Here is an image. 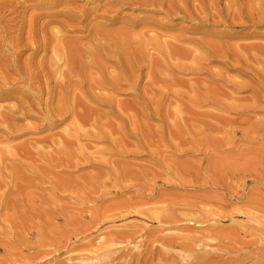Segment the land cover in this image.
I'll use <instances>...</instances> for the list:
<instances>
[{"label":"rangeland","instance_id":"obj_1","mask_svg":"<svg viewBox=\"0 0 264 264\" xmlns=\"http://www.w3.org/2000/svg\"><path fill=\"white\" fill-rule=\"evenodd\" d=\"M85 1L61 3L53 11L93 6ZM168 1L174 3V10L169 12ZM168 1L160 10L156 5L146 8L147 4H142L144 9L136 3L137 7H113L116 13L106 8L102 15L101 7L91 13L96 21H106L107 32L130 25L133 34L146 29L144 32H158L168 38L172 45L167 48L176 53L166 56L136 41L122 43L118 47L125 57L148 63L142 67L137 90L122 85L119 90L106 86L99 96L94 94L98 90L56 93L51 99L54 104L62 96L68 102L75 101L79 112L88 115L85 136H80L74 146L52 151L57 136L70 127L71 118L42 121L44 98L48 100L45 94L40 97L41 107L36 105L35 112H27L15 124L25 125L26 131L6 136L0 129V264H186L178 256L179 239L174 236L188 228L146 220L134 211L150 207L173 213L197 207L211 213L203 217L216 218L215 226L209 221L192 229L209 234L204 238L206 246H201L204 252L187 259V264H264V139L260 140L262 132L254 140L241 137L249 124L239 123L264 124V104L239 111L251 106L256 95H264L256 75L264 65L250 61L227 65L243 60L236 55H246L244 48L264 46V0ZM35 2L39 1L14 0L24 20L38 13L31 6ZM257 2L263 3L262 7ZM111 13L116 16L112 20ZM38 17V23L45 20V16ZM95 20V25L101 24ZM208 44H217V51H211ZM199 53L205 58L199 59ZM21 54V61L36 62L42 57L46 61L50 50L31 56L33 50L27 48ZM111 58L101 61L108 70L115 66ZM176 61L189 63L190 70L177 68ZM247 64L254 71L247 72ZM92 71L94 78H100L96 68ZM178 81L180 84H175ZM240 81L241 86L234 85ZM54 82H47L50 89ZM16 87L21 89L20 84L13 85ZM209 90L215 101L197 100ZM7 97L0 98V105L10 108L25 98L18 89ZM142 99L153 111L159 108V113L145 116L147 108ZM184 137H198L201 150L188 143L181 147L189 149L171 155L172 145ZM6 145L11 153L4 151ZM22 145L29 154L19 151L17 147L22 149ZM92 150L97 153L90 154ZM72 153L81 158L71 159L75 165L56 160ZM95 203L107 214L118 209L131 213L84 227ZM99 235L115 238L117 248L108 251L110 255L101 263L95 259L78 262Z\"/></svg>","mask_w":264,"mask_h":264},{"label":"bare ground","instance_id":"obj_2","mask_svg":"<svg viewBox=\"0 0 264 264\" xmlns=\"http://www.w3.org/2000/svg\"><path fill=\"white\" fill-rule=\"evenodd\" d=\"M38 1L39 2L37 3L35 2V4L32 3L33 5L31 4V6H33V8L39 14L36 13V16H34L35 14L29 15L27 20L26 19L24 20L23 19L24 16L23 15H21L23 17L20 16L19 9L17 8V5L14 3V0H0V94H7L8 96V94L13 92V90L18 89L21 92L23 91V94L25 96L24 101L18 104L17 107L10 108V107H5L4 105H0V129L1 128L3 129L1 131H3L2 133H5L6 136L14 135L16 133L18 136V132H20L21 130L23 131V129L27 127L22 124H20L22 126L17 127L15 124H17V122L20 123L21 121L19 122V120L23 119L22 117L25 118V116H27L26 115L27 112H29V114L30 111L32 113L35 112L36 105L38 107H41L42 99H40V97L43 94H45V96L47 95L48 100L46 101L45 99L47 98L46 97L44 98V102H45L43 106L44 108L43 111H41L43 114L42 121H50V122L53 120L55 121L56 119L54 118L56 117H58L61 120L63 119L64 116H70L71 118L70 127L68 128L65 134L57 136V142L54 144V146L51 147L50 144L47 143L49 144V147L52 148V151L55 152L56 150L59 151V148L60 150H63L64 147L68 149L67 147H69V145L74 146V142L77 141L80 136H85V134H83L86 132V129H84V127L88 123L87 113L85 111L79 112L78 107H76L75 105V101L68 102L66 98L61 99L62 96H59L56 100V103L54 104V102H52L51 99L57 97L55 96L56 93L61 92L65 95L66 93H70V92L74 93V91L76 90L78 91L80 90L83 93L84 91L86 92V90H98V92L94 94H97L99 96L101 95L99 92L105 90L106 86H109L113 90H119L122 85H125L134 91L137 90L138 80L140 77H142V67L148 66L147 65L148 63L133 62V60H135L134 58L130 59L128 57H125L124 53L118 47L119 44L122 43L130 44L129 42L133 43L136 41L138 43H141L140 44L141 46L150 47L157 51H161L165 53L166 56L173 55V53H176V51L172 50V48H167L169 47V45L172 44L170 42H167L166 36H165L166 38H164L163 37L164 35L160 36L158 32H157L158 34L154 32H144L147 31L146 29L144 31H140L139 33L133 34L132 25L128 26L129 28H123L119 30L116 28L114 31L112 30L107 32L106 31L107 27L105 23L106 21L105 22H103V20L102 22L96 21L91 14L92 12H94V9L97 10L99 7L102 8V13H103L102 15L106 14V8H112L113 11L116 13L117 10L114 8L116 7L121 8L122 6L125 7L127 4H132L131 6H133L134 4L135 6L136 3H141V5L139 4V6H142V4H144L143 6H145L147 4V6H145L146 8L148 7V5L149 6L156 5L160 7L158 8L160 10L162 7H164L163 4H165L166 0H86L85 2L87 4L93 5L92 7L90 5L91 8H87L88 6L85 3L87 7L85 6L82 7L80 6V8L78 6L72 8L65 7L60 9V11L58 10L59 12L53 11V8L61 3L66 4L67 2L73 0H38ZM257 1L260 2V0ZM166 3H167L166 10H168V12L170 10H174L173 9L174 6H172L174 3L172 4L169 1ZM263 3L262 4L258 3L257 6L261 5L262 7ZM251 5L252 4H250V7ZM145 7L143 8L145 9ZM257 8L259 9V7ZM155 9L157 10V8ZM186 13L189 14V12ZM259 13H261V11ZM109 15L110 17L113 16L112 13ZM38 16H45L44 17L45 20L42 21L41 23H38L36 18ZM60 16H62L61 19ZM257 16L258 15L254 16V19H256L255 17ZM262 16H264V14ZM115 17H112L111 20L114 19ZM200 17L202 18L203 16ZM260 17L259 19H261ZM262 19L264 21V17ZM94 20L96 22H100L101 24L98 25L97 23V25H95ZM252 21L255 22L256 20H252ZM127 23L128 22H126V24ZM151 30L154 31L153 29ZM83 32H85L86 35H84ZM172 38L173 37H171V39ZM208 47L211 49V51L214 52L217 51L216 50L217 44H208ZM27 48H31L33 50V54L31 56H34V53L36 51L38 52L42 51L45 53L49 50H50V56L46 61H43L42 56H41L42 58L39 59L40 61L38 60L36 62H33L31 59H27V58H26L27 60L23 59V61H21L20 60L22 56L21 53L23 50H26ZM197 49L198 47H196V50ZM244 49L246 55L244 56L236 55L237 57H240L243 60H239L234 63L231 62L229 63L226 60L229 63V64L227 63V65L230 66L232 65L235 67L236 65H240L242 61H250L253 62L254 64L264 65V46H261V44L258 45L254 44ZM203 50H206V48ZM250 51H253L254 53H251ZM204 54L206 55L205 52ZM198 55H199V59H202L204 57V56L202 57L201 53H199ZM106 57H112L111 59H113L115 62V66L111 67L109 69L110 71L106 66H104L103 63H101V61H103V59H106ZM197 62L198 61L196 58V63ZM188 65L189 63L184 61L175 62V66L179 69L190 70V68H188ZM198 65H200L199 62ZM250 66L251 65L249 64L245 65V69L247 72L248 70L254 71V69L252 70ZM93 68H96L98 70V74L100 78L93 77V71H92ZM259 69L260 71H258ZM166 70H170L169 66H166ZM258 70H257L258 73L256 75H259L258 76L259 79H257L259 83V87L260 86L264 87V68L262 69L258 68ZM106 71L108 72V76H106ZM51 80L55 81L52 89L54 88L56 89V91L50 89L51 87L50 83L49 85L47 83L50 82ZM42 81H45L44 85L42 84ZM14 84H20L21 85L20 88L22 90L19 89V87L13 88ZM175 84H180V83L178 81L177 83L175 82ZM242 84L243 82L240 81V82H235L234 85H238L239 87ZM7 96L4 97L3 95V97L0 98H3L5 100L8 98ZM213 97L214 95L212 94V91L209 90L204 94H199V98H197V100L200 101L204 100L211 102V101H215ZM142 101L144 103V106L147 108L146 110L144 109L145 111H143V114L145 116H151L152 114L159 113V108H156V110L153 111L150 108V105H148L144 101V99H142ZM260 104H264V95L258 94L255 96V100L251 106L241 108L239 111L247 112L250 110H254ZM239 123L244 125L247 123L249 124L246 127V129L244 128L242 130L241 137L249 140H254L258 136L257 134L259 132H262L261 134L259 133L261 136L260 140L262 141L264 139V124L252 123L245 120H240ZM24 131H26V129ZM251 133L255 135H251ZM188 143L192 145L194 150L196 151L201 150L202 142L198 137L192 139H188L184 137V138H180L178 142L172 145L171 155H175L179 151L182 152L185 149H189L190 147H185V148L181 147L182 145H186ZM10 148L11 147L6 145L4 151L11 153ZM17 148L20 149L19 150L20 152L25 150L24 147L22 149L20 147ZM80 149L81 151L85 150L83 148ZM13 150L16 149L14 148ZM64 151H62V153H64ZM23 152L25 154H29V152H26V150ZM94 153H97V151L92 150L90 154H94ZM79 156L81 157L82 154ZM88 156L91 157L93 155H88ZM66 157L67 158H63V157L61 158L58 156L56 160H58V163L66 161L71 163L70 165L76 164V163L75 164L72 163L71 159L77 158L78 157L77 155H74L72 153L71 157H69V155H67ZM77 160H81V158L78 157ZM94 205H95L94 207L90 208L91 216H89V221H87L84 227H88L91 225L96 226L97 224H99V222L106 220H111V221L116 220L124 215L131 213L130 211L125 212L123 210L118 209L117 213L107 214L106 209L100 210L96 206V203ZM134 211L135 213H139L143 216H146L147 217L146 220L150 219L151 221L156 220L159 222L165 221V222L179 223V224H184V226H182L183 229L184 227L185 229L188 228L186 231L182 230L183 233H177L174 236L175 238L179 239V241L177 242V246L179 249L178 256L180 257L181 260H184L186 264H187L186 262L187 259H194L198 254H202L204 252L201 246L202 245L206 246L205 244L206 242L204 241V238L207 237L209 232L208 234L206 233L207 234L206 235L201 231L200 232L196 230L192 231V229L196 227L199 228L200 226L202 227V225L205 224L206 222L212 221V218L208 219V217H203V216H209L211 213L209 214L206 212H202L197 207H188L185 210H181L179 213L164 212L156 207H150L144 210L137 209ZM194 213H199V215L195 216L193 215ZM214 219L213 221H215V225H217V222ZM212 225H214V222L212 223ZM116 244L117 243L115 238L106 239L103 238L102 235H99L98 238L94 240V242H92V246L90 248H87L86 252L88 254L85 253L82 254L80 257H78V262L89 261V260L93 261L95 259L96 262L100 261L99 263H101L102 261L101 259H103V257H106L108 251L111 250L113 251L114 248H117Z\"/></svg>","mask_w":264,"mask_h":264}]
</instances>
